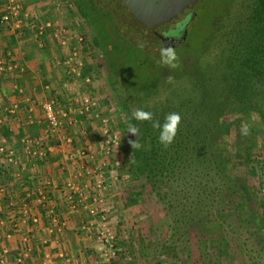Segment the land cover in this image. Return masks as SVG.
<instances>
[{
  "label": "rangeland",
  "instance_id": "rangeland-1",
  "mask_svg": "<svg viewBox=\"0 0 264 264\" xmlns=\"http://www.w3.org/2000/svg\"><path fill=\"white\" fill-rule=\"evenodd\" d=\"M227 1L214 14L211 30L198 17L187 41L172 48L174 68L163 63L161 51H146L127 39L113 13L100 10L94 0L46 1L58 9L60 29L83 39L81 75L91 69L93 80L82 85H92L97 100L83 99L101 102L102 125L111 127L104 151L115 157L103 163L114 171L107 181L115 183L117 215L109 220L107 236H100L106 246L100 263L264 264V76H254L244 94L229 77L239 59L228 55L245 38L251 0H236L234 8ZM198 6L199 14L208 0ZM50 8L41 4V11ZM137 109L153 114L151 128L169 113L181 115L168 146L155 128L157 158L180 159L163 174L131 173L130 142L139 141V134L128 133V125ZM243 125L252 140L248 156L237 149ZM141 143L138 152L149 154L148 136Z\"/></svg>",
  "mask_w": 264,
  "mask_h": 264
},
{
  "label": "crops",
  "instance_id": "crops-1",
  "mask_svg": "<svg viewBox=\"0 0 264 264\" xmlns=\"http://www.w3.org/2000/svg\"><path fill=\"white\" fill-rule=\"evenodd\" d=\"M46 1L17 0V27L1 23L8 0H0V264L23 256L24 264H103L99 241L117 215L107 181L114 171L103 163L114 155L104 151L111 127L102 125L101 102L84 111L83 97L96 99L82 85L91 69L82 77L85 53L60 34L58 9ZM48 102L68 113L59 130L47 122Z\"/></svg>",
  "mask_w": 264,
  "mask_h": 264
},
{
  "label": "trees",
  "instance_id": "trees-1",
  "mask_svg": "<svg viewBox=\"0 0 264 264\" xmlns=\"http://www.w3.org/2000/svg\"><path fill=\"white\" fill-rule=\"evenodd\" d=\"M225 1L226 0H208V6L202 8L199 20L201 17H204L206 13L207 21L205 25L207 24L206 26L209 30L212 29L213 24H211V21L215 16L214 14H220V12H222ZM229 3H231L229 8H234L236 0H228L226 6ZM86 8L88 7L86 6ZM229 8L227 9L230 10ZM80 11L85 12L83 8H80ZM246 16L247 18L244 23L245 29H247V31L244 32L245 38L242 37L241 42L236 41L237 44L231 47V50L232 48L238 47L236 52H232V54L228 55V59H239L238 68H236L237 65L235 68H232L229 71V77L237 84H234V86L239 87L242 94L248 91L249 83H251L254 76L259 78V80L264 76V0H251ZM245 40H247V44L244 42ZM229 66H234V64ZM206 103H208L207 99L203 100L202 105L204 106ZM129 122L135 124L139 128V143L143 144L141 142L144 140V137L148 136L152 146V151H149V154H141L136 148H133V150L131 149V154L135 157V162L130 164L131 173L133 175H139L147 171L154 173L153 175L163 174L162 172L168 169L166 165H176L177 160L180 159H176L173 156L167 159L157 158V134L155 133L157 131L155 128H151L148 125V121H136L133 119L132 114H130ZM149 128H151V130H149ZM237 138V149L241 154L243 152L244 156H248L252 148L250 134L248 132L246 135L243 134L242 128H239Z\"/></svg>",
  "mask_w": 264,
  "mask_h": 264
},
{
  "label": "water",
  "instance_id": "water-1",
  "mask_svg": "<svg viewBox=\"0 0 264 264\" xmlns=\"http://www.w3.org/2000/svg\"><path fill=\"white\" fill-rule=\"evenodd\" d=\"M95 1L100 9L113 13L120 32L127 39L143 46L146 51L159 52L162 48H173L185 43L187 26L196 14L195 7L204 0ZM181 28L185 33L179 39L164 37L173 29L176 31Z\"/></svg>",
  "mask_w": 264,
  "mask_h": 264
},
{
  "label": "built area",
  "instance_id": "built-area-1",
  "mask_svg": "<svg viewBox=\"0 0 264 264\" xmlns=\"http://www.w3.org/2000/svg\"><path fill=\"white\" fill-rule=\"evenodd\" d=\"M6 11H7V13H5V15H3V17L1 18V23L7 24V25L8 24L13 25V26L15 25L17 27H20V25L22 24L21 6L17 2V0H8V2L6 4ZM47 25H46V27H40V29H39L40 34H43L44 31L46 30V28L48 30L52 28V24H47ZM68 31L69 30L62 28V29H60V34L69 35L70 37L73 36V35L69 34ZM39 32H38V34H39ZM73 37H75L77 45L81 47V43H82L83 39L80 36H76V35H74ZM72 52H74V56L76 57L79 53V50L76 48V49H73ZM86 81H87V83H90L91 80L88 79ZM83 102L85 105L84 111H86L87 113L90 114V113H92V111H94L96 109L95 108L96 102H94L91 98H84ZM44 111H45V116H46L47 122L53 130H59L62 126V120L68 117V113H66V112L59 114V111L57 112L55 104L53 102L46 103L44 105ZM106 133H108V132H106ZM109 154L110 153L108 152V155ZM69 187L75 188L74 185H72V183H71V185H69ZM96 212H97L96 209H92L90 211V213L93 215H96ZM108 232L109 231L107 229L105 231V233H108ZM22 261L23 260H19L17 264H23Z\"/></svg>",
  "mask_w": 264,
  "mask_h": 264
},
{
  "label": "clouds",
  "instance_id": "clouds-1",
  "mask_svg": "<svg viewBox=\"0 0 264 264\" xmlns=\"http://www.w3.org/2000/svg\"><path fill=\"white\" fill-rule=\"evenodd\" d=\"M172 35H176V33H172ZM161 59L163 63L171 66L176 67L177 61V53L172 48H162L161 49ZM132 117L136 121H149L153 120V114L151 112L137 109L133 112ZM181 124V115L177 112H172L166 115L164 123L161 124L159 121H153V127L159 130V141L164 146H168L174 141V138L177 134L179 125ZM139 132V128L133 124L129 123L128 125V133H132L137 135ZM243 134H247L248 127L247 125L242 126ZM132 143L133 148L141 147L139 141L130 142Z\"/></svg>",
  "mask_w": 264,
  "mask_h": 264
},
{
  "label": "flooded vegetation",
  "instance_id": "flooded-vegetation-1",
  "mask_svg": "<svg viewBox=\"0 0 264 264\" xmlns=\"http://www.w3.org/2000/svg\"><path fill=\"white\" fill-rule=\"evenodd\" d=\"M94 2L96 3V1L94 0ZM202 4V3H201ZM96 5H97V3H96ZM200 5V4H199ZM98 6V5H97ZM199 6L197 5L196 7H195V17H194V19L192 20V22L187 26V29H186V33H187V38H186V41H187V39H188V37H189V31H190V27L192 26V24H193V22L195 21V20H197L198 19V17L200 16V13L198 14V11L196 12V9L198 8ZM204 11H206V10H204ZM207 19V15H206V13H205V16L204 17H202V20H201V23H204L205 21H207L206 20ZM116 20V19H115ZM117 21V20H116ZM200 21V20H199ZM206 23V22H205ZM205 23L203 24V25H205ZM176 33V35H172V33ZM185 33V30L183 31V29L181 28V29H177L176 31H171V32H168L167 34H165V36L164 37H166V38H174V39H179L183 34Z\"/></svg>",
  "mask_w": 264,
  "mask_h": 264
}]
</instances>
